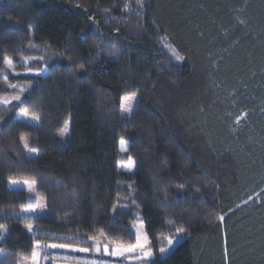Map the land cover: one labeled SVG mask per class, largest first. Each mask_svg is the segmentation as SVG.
Returning <instances> with one entry per match:
<instances>
[{
	"label": "trees",
	"instance_id": "1",
	"mask_svg": "<svg viewBox=\"0 0 264 264\" xmlns=\"http://www.w3.org/2000/svg\"><path fill=\"white\" fill-rule=\"evenodd\" d=\"M21 82L0 103V264L132 245L138 221L154 264H264V0H0V94ZM38 199L45 215L20 214Z\"/></svg>",
	"mask_w": 264,
	"mask_h": 264
},
{
	"label": "rangeland",
	"instance_id": "2",
	"mask_svg": "<svg viewBox=\"0 0 264 264\" xmlns=\"http://www.w3.org/2000/svg\"><path fill=\"white\" fill-rule=\"evenodd\" d=\"M165 47L168 49L169 53L172 55L173 58H175V55H179L178 53H176L175 51V55L173 54V48L170 47L168 44H165ZM179 61V60H178ZM11 72L15 75H19V74H37V75H43L45 72V69L42 71H35L32 69H25V70H21V69H15L13 68L11 70ZM12 88L16 89L18 91V93L15 94H0V103L3 104H7L10 103L12 101H19L21 102L23 100V94L24 92L28 89L29 85L26 83H15L13 85H11ZM133 94H135V98L131 99V100H124L123 102L130 107L129 111H122L121 115L122 118L125 120H130L131 115L134 111L137 99H138V95L136 93H131V94H126L124 95L122 98L125 97H130ZM20 97V99H14L15 97ZM122 98H121V103H122ZM26 112L23 111H19L17 113V117L19 119H22L28 123H31L33 125H38L40 122V118L38 120L33 119L32 117L34 115L32 114H28L25 115ZM68 124V133L63 136V138H68L70 135V122H67ZM124 140V148L127 150V146H128V140L126 138H121ZM121 139L119 140L118 143V148H119V161H118V166L120 169L125 170V171H133L135 168V164L134 166L129 169L126 167L127 163H128V155L127 152L125 150H122L121 147ZM25 142H27V139H23L22 143H23V147L25 148L26 152L31 155V156H36L37 152L34 150H29L28 148H26ZM19 185H22L23 188L28 189V186L26 184H24L23 182L19 183ZM45 207H44V203L43 200L38 199L37 204L34 206H30L27 208H24L21 210L20 214L21 215H27V216H40V215H45ZM31 229L29 230V225L26 226V229L31 232L32 231V225ZM139 229L141 234H145V230H144V225L141 221H138L134 224V230L137 233V230ZM168 239V238H167ZM173 240V244L171 246L168 245L165 248H169V251L171 249L174 248V246L177 244V242H179L181 239H183V236L181 237H176V238H171ZM167 242V241H166ZM40 245H42L43 247H39L37 248L35 245L34 250H36L39 253V256L37 258L36 261H33L32 256L30 257V259L27 261V264H144V262L138 261L137 259H135V257L140 255L139 250H136L135 252L132 253H125L122 256H118V255H112V252L115 251V247L117 245H121V244H107L104 243L103 245L99 246V245H95L93 247V249L91 250V252L87 251H80L79 249H85V247L83 248L80 245H73V244H59V243H44V242H39ZM69 245L70 247H50L51 245ZM105 245H107V251H105ZM121 246H129V245H121ZM99 247L100 251H96V248ZM88 249V248H86ZM168 251V252H169ZM166 252V253H168ZM161 254L160 255H165ZM5 252L3 250H0V257L2 255H4ZM76 254H80L82 256H78ZM108 257L105 258L103 260H99L97 258V256L101 255Z\"/></svg>",
	"mask_w": 264,
	"mask_h": 264
},
{
	"label": "snow or ice",
	"instance_id": "3",
	"mask_svg": "<svg viewBox=\"0 0 264 264\" xmlns=\"http://www.w3.org/2000/svg\"><path fill=\"white\" fill-rule=\"evenodd\" d=\"M173 54L175 55V50L173 49ZM175 59L176 60H181L183 59V57L179 56V55H175ZM4 63L8 66L9 69L13 68V61L8 59V58H5V61ZM83 67V65H81V68ZM135 98V94H133L132 96L130 97H125V98H122V103H121V110L126 112V111H129L130 110V107L127 106L123 101L124 100H131V99H134ZM14 99H20V97H15ZM25 115H27L25 113ZM33 119H36L38 120L39 117L38 116H33L32 117ZM68 133V124H67V121L65 122V125L64 127H62L60 130H59V135L61 137L65 136L66 134ZM121 143V147H122V150H125L126 149L124 148V140L121 139L120 141ZM26 148L28 147V144L27 142H25V145H24ZM134 166V161L132 159L131 156L128 157V163L126 165L127 168L131 169L132 167ZM12 183H18L17 181H12ZM24 184H26L29 188V190L31 191L32 190V185L35 184V181H24L23 182ZM179 187H183V185H180ZM219 219H223V217H219ZM31 229V226L29 225V230ZM0 230H6L5 226L4 225H0ZM179 231V230H178ZM167 243L169 246H171L173 244V240L171 238H168L167 239ZM148 244H149V241H148V237L146 234H141L139 229L137 230V233H136V243L135 244H132V245H129V246H121V245H117L115 247V251L112 252V255H118V256H122L124 255L125 253H132V252H135L136 250H139L140 252V255L135 257V259H137L138 261H142L144 262V264H154V260H153V257H154V253L153 251L151 250L150 247H148ZM37 248L39 247H43L42 245L39 244V242H37V245H36ZM50 247H53V248H56V247H70L69 245H51ZM80 251H84V252H87L89 251V249H79ZM96 251H100V248L97 247L96 248ZM105 251H107V245H105ZM169 251V248H164V247H161L159 249V252L161 254H164L166 252ZM39 256V253L36 251V250H33L32 252V259L33 261H36L37 258Z\"/></svg>",
	"mask_w": 264,
	"mask_h": 264
},
{
	"label": "crops",
	"instance_id": "4",
	"mask_svg": "<svg viewBox=\"0 0 264 264\" xmlns=\"http://www.w3.org/2000/svg\"><path fill=\"white\" fill-rule=\"evenodd\" d=\"M15 64L13 63V68H14ZM8 67V66H7ZM13 68H11L10 70H12Z\"/></svg>",
	"mask_w": 264,
	"mask_h": 264
}]
</instances>
